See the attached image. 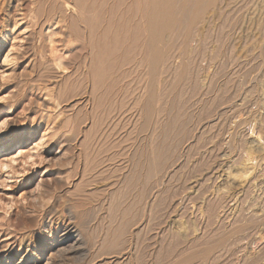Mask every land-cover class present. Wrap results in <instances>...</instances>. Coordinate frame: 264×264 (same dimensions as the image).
<instances>
[{
	"label": "rangeland",
	"instance_id": "obj_1",
	"mask_svg": "<svg viewBox=\"0 0 264 264\" xmlns=\"http://www.w3.org/2000/svg\"><path fill=\"white\" fill-rule=\"evenodd\" d=\"M32 1L0 0V65H4L0 69V121L8 120L5 132L0 133V148L6 146L10 139L16 141V145L4 157L16 160L13 164L22 173L15 181H8L12 182L8 183L11 185L18 183L14 191L9 192H13L20 202L12 205V209L0 206V264H18L21 258L25 264H180L184 258L199 254L209 247L217 249L211 252V259H205L207 264H264V102L261 98L264 91V26H261L264 22L261 20H264V0H242L241 3L247 4V9L243 11H247L249 6L250 12H244L243 15L241 12L239 17L242 15V18L237 21V29L236 26L231 28L234 30L226 28L230 32L226 31L223 36L218 34L219 30H214L219 23L220 11L210 10L205 18H209L211 23L208 32L214 30V33L207 34L204 31L206 28L201 27V33L209 36L206 41L210 40L206 42L200 56L198 54L193 58L195 62L192 61L189 67V78L181 81L185 71L170 76V85L174 84L176 90L164 102H176V97L183 94V101L178 98L182 103L177 101L176 105L180 103L181 107H185L173 106L176 112L171 108L170 114L179 115L188 107L189 131L174 148V151L177 150L176 156L168 167L158 172L160 175L153 174V186L148 190L150 194H146L147 198L140 206L137 217L136 212L134 215L132 212L130 214L133 216L129 214L130 217L124 220L128 224L127 236L119 245V248L125 246L124 249L116 251L123 252L119 257H108L103 250H99L106 232L104 230L109 225V204L113 198L118 199L120 196L113 195L116 187H108L111 180H107L77 188L85 163L79 149L84 136L81 129H85L82 122L87 119L85 111L74 115L75 110L74 114L66 111L61 113V108L48 111L42 108L40 102L32 103L36 96L41 98V102L55 96L63 101L64 109L75 103L82 107L80 102L87 99L90 91V79L86 77L85 70L93 57L101 56L103 51L92 47L90 33H82L85 23L77 15L75 23L69 20L66 24H57L55 19L41 21L45 16L53 18V7L50 4L34 6ZM225 1L229 3L230 0ZM235 1L241 0L230 2ZM71 3L76 4L73 0ZM111 6L110 0H104L94 7V12L107 21L112 13ZM123 7L125 9L126 5H122L120 10ZM114 20V25H121L117 18ZM64 26H67V30ZM3 32L6 33L2 36ZM67 32H72L73 37L68 38L66 35L65 38L63 34ZM51 40L55 41L53 46L57 49L56 54L71 53L72 57L67 61L68 70L64 73L56 74L45 63L51 55H55L51 52ZM175 48L174 51L178 50V45ZM127 50L123 47L119 53L110 55L105 59L104 66L121 59ZM8 55L9 62H6ZM52 74L60 78H53L55 76ZM162 85L158 88L160 97L165 93V89H161ZM185 92L191 101L188 106L184 100L187 99ZM158 113L157 117L162 116ZM71 118L78 119L83 128L71 122ZM158 120L165 123L162 117H158ZM121 122V133L118 131L112 137L124 140L120 148L130 146L133 142H142L145 133H136L132 122L126 118ZM43 137L45 149L41 154L47 158L45 164L39 163L38 159L35 160L38 166L33 167V161L29 165L25 164L26 155L34 152L32 149ZM48 150L50 153L47 154L45 151ZM60 153L64 159L57 162ZM122 169L119 173L124 180L131 169ZM24 170L27 173L23 176ZM7 171L3 174L0 172V177L7 179ZM167 171L169 177L166 176ZM42 179L45 180L43 189L37 193L34 189ZM1 182L0 190H5ZM85 195L87 200H84ZM5 200L8 202V198ZM69 212L75 219L90 221L88 226L92 230H89L92 237L83 233V245L78 253L68 250L69 243L50 245L62 234L60 225L55 223L51 228L50 221L60 215L68 216ZM238 229H241V233L235 235L233 231ZM9 238L12 240V256L6 251L10 248H7L9 244L4 243ZM1 243L5 244L2 248ZM205 262L196 260L188 264Z\"/></svg>",
	"mask_w": 264,
	"mask_h": 264
},
{
	"label": "bare ground",
	"instance_id": "obj_2",
	"mask_svg": "<svg viewBox=\"0 0 264 264\" xmlns=\"http://www.w3.org/2000/svg\"><path fill=\"white\" fill-rule=\"evenodd\" d=\"M73 1L76 4L72 5L71 0H33L32 5L36 6V5L50 4V6L53 7L52 15H51L53 16V18L49 19V16H45L42 17L41 21L49 22L52 19L53 20L55 19L57 21V24H66V22H68L69 20L72 23L73 22L75 23L76 21L75 19H77V17L81 18V20H83V23H85V27H84L85 31L83 32L81 31V32L83 34L86 33L88 34L89 32L90 44H92V47L102 49L103 51L102 55L93 57L91 64L88 67L85 66L87 67V69L85 70L86 77L90 79V91L87 94L88 97L86 96L87 99L85 98L86 100L83 99L84 101L80 102L83 104L82 107H80V105H77L78 103H75L74 105H68L67 107H65V109H64L63 101L56 99L55 96L51 97L49 101L42 100V102H41V98H38L39 96H36L33 99L34 101L32 100V103L40 102L39 104L43 106L42 108L43 109L46 108L48 111H55L58 110L59 108H61L62 110L61 113L66 111L67 113L71 112L72 114H74L76 111V114L74 115H79V113H81L80 111H85L87 119L85 122H82V124H85V129L84 130L81 129V132L84 134V136H83V141L81 142L82 145H80L81 148H79L81 149L80 150L81 153L80 152L79 153L82 155V157L84 156L85 163L83 164L84 168L82 169L81 175L79 176L80 183L78 184L77 188L79 189L83 188L84 184L90 185V183H95L97 181H107V180H111V183L108 187L111 188L116 187L115 191L113 189L114 191L113 195L115 197H118L119 195L120 196L118 199L113 198L112 199L113 201H111L109 204V208H108L110 213V214L108 213L109 220L108 218L107 219L103 218L104 220L105 219L108 220L109 225L104 230L106 232H104L105 234H103L104 235L103 240L101 239L102 243L100 242L101 246L99 247L101 249L99 250L100 251L103 250L104 251L103 253L107 256L108 255L118 256L119 254L122 256L123 252L121 254L120 252L121 250H119L120 253L116 251L122 248V247L119 248V245L121 241H123L124 236L125 237L127 236L126 227L128 224L126 225V223H124V220L126 219L127 216L130 217V215L132 214L134 215L135 212H136L135 217H137V213L140 211L141 208L140 206L143 204V201L147 198L145 196L148 193V190L150 189V187L153 186L152 185L153 174L158 172L161 173L163 171V168H165L169 164V162L176 156L175 152L177 150L174 151V148L178 146V142L182 141L180 139L183 138V136L187 135V132L189 131L190 120L188 114L190 113H188L187 110L188 107L184 109L185 111L182 109L184 115L183 113H180L179 115L170 114V109L173 108V106L177 107L178 106L176 105L178 103L177 101L182 100L181 96H183V94H181V96H178L179 95L178 93V95L177 94L176 95L178 96V98L180 97V100H178V98L176 97L177 99L176 102L173 103L166 102L167 99L169 100V98L173 95V93L176 90L175 89L176 87L173 88L174 84L170 85V81H169L171 80L170 76L173 75L172 73L182 74L185 71V73L181 77V81L182 80L186 81L189 78L188 71H190L189 67L192 64V61H194L193 58L196 57V55L198 54H199L198 56H200V53L204 50L206 42L208 43V41L210 40L209 38V40L206 41L209 36L205 34L211 28L210 19L209 18L206 19L207 14L210 10H212V12L213 10H215L216 12L218 10L220 11V12L218 11L220 13L219 23L216 26V28H214V30L215 31L219 30L218 34L223 36L227 31L226 28L230 30H234L231 28L233 27L235 28L238 19L242 18L244 12L247 11L248 13L250 12L249 11L250 7L248 6L247 11H243L244 9H247L246 7L247 4L241 3L243 2L242 0L235 2H230L233 1L230 0L229 3H226L225 0H110L112 3L111 7L113 9H112V13L110 14V18L107 19V21H105L104 19L100 18L101 15H98L97 12H94V7L96 5H99V3H103L104 0H73ZM248 1L250 0H247L246 2ZM239 4L241 5L244 4L245 6L240 7ZM122 5H126V8L124 9L123 7V9L120 10ZM18 6H17L18 8H21L20 5ZM241 12L242 15L241 17H239ZM75 15H77L76 18ZM86 15H88V17L90 15L93 16L92 18L91 16L88 18ZM114 18L118 19L119 23H121L120 26L114 25L115 23ZM261 20L264 21L263 19ZM104 21L106 22V25H104L105 23ZM213 26H215L214 23ZM261 26L262 27L264 26V22L263 24H261ZM201 27L203 29L206 28V30L204 29L205 33H201L200 31ZM64 28L65 30H67V26L66 27L64 26ZM5 30L7 29L5 28ZM220 31H222V34L220 33ZM6 32H3V34L1 33L2 36ZM211 32L210 33L208 32L207 34H212ZM72 34H73L72 32L70 33L67 32L66 34H63V36L65 38L67 37L71 38ZM54 44L55 41L51 40V48H52L51 52L55 55H51L49 60H45V63H47L48 66H50L51 68H53L56 74H59L60 72L64 73L68 70L69 63H67V61L71 59L72 57L71 53L70 55L67 54L68 52L56 54L55 50L57 49L53 46ZM176 45H178V50L174 51L177 48V47L175 48ZM123 47H126V49L128 50L121 57V59L105 67L104 66L105 59L108 58L110 55L113 56L119 53ZM177 60H179L180 62L178 61L179 62L178 63ZM6 62H9V55L6 57ZM129 66L130 68L125 69V67H129ZM3 67L4 65H0V69H2ZM32 67L34 68L35 65ZM158 70L161 73H158L159 72ZM56 74H52L55 76L53 78L59 77V75ZM160 85H162V87L165 85V88L161 87L162 90L165 89V91H163L165 92L164 95L163 94L161 95L162 97H160L159 96L160 94H158L159 93L158 88ZM185 94H187V92H185ZM173 98L175 99V97ZM186 98L187 99L184 98V100L186 101V104L188 106L189 105L188 103L191 102L190 99L188 98V94ZM261 98L264 102V91L262 92ZM164 100L166 101L164 102ZM182 101L180 102L182 103ZM163 103H167L166 106L163 105ZM179 106L181 107L180 103ZM184 107L185 105L182 106L181 108ZM181 108L179 109L181 110ZM174 109L175 108H173V110ZM158 112L162 114V116L159 115L158 117H162L163 121L165 120V123L161 122L162 120L159 122L157 117ZM123 118L124 120L126 118V120H128V122L130 123L132 122L131 126H133V129L137 131L136 132L134 130L136 133H139V131L145 133L144 139L142 138V142H137V143L133 142L132 145L130 146L128 145L125 148H120L119 146H122L123 139L120 138L121 139L120 140L117 136H116L117 138L114 137L115 139H112L115 133H117L118 131L121 133L120 128L122 123L121 121ZM5 121L7 122L8 120ZM72 121L76 124L78 123L80 125L79 128L82 127L81 122H78L79 121L78 119L76 120L74 118L72 120L71 118V122ZM151 127H153V129ZM73 134H75V132ZM15 142L14 141L12 142L10 139L6 146H1L0 148V158H1L0 172H2L3 174L5 170H8L9 172L7 171L8 172L7 175H12V177L10 178H8V176L6 175L7 179L2 178V176L0 177V180L2 181L1 182L2 185L4 184L5 186V190H0V206L2 207L8 206L11 209L13 208L12 205L14 204L16 205V202L18 200H16V197L13 195V192L11 193L9 191H14L15 184L18 183L16 182L14 185H11L8 183H12V182H8V181L9 179L16 180L18 178L17 176L19 174L22 175V173H20L17 170V167H15L13 164L16 162V160L5 159L4 155L13 149V147L16 145ZM37 145L35 148L32 149L35 153L30 152L26 155L25 161L27 162L29 161V163L25 162V164L29 165L30 161H33L32 166L33 167L34 165L38 166V163L35 161L36 159H38L37 161L39 163L45 164V160L47 158L44 157L43 154H41L43 152L42 150L45 149V146H43L45 145L44 137L38 141ZM109 145L112 146L110 147ZM45 152L48 154L50 153V150ZM79 153H78V157H79ZM59 156L61 157L55 160L57 162L59 161L62 162L63 161L62 159H64V155L60 153ZM77 159L79 160L80 157ZM23 166L25 167L24 164ZM121 168H123L122 170H124L125 168H127L126 170L131 169V171L129 170L130 173L126 176V178L123 177L124 180H122V178L120 177L119 172H121ZM26 171L25 170L23 171V176L24 174L27 173ZM166 176L169 177L170 173L169 172L166 173ZM171 176H173V174ZM44 181L45 180L41 182L40 180V182L37 183V186L34 189L37 193L42 191L41 189H43L42 185ZM79 189H77V192L79 191ZM21 196L24 197L23 195ZM86 196L87 195H85L84 200H87ZM7 198H8V202H6L5 200ZM65 198L67 199V197ZM104 204L105 202H103V205ZM144 205H146V203ZM77 207H79V204ZM89 222H87L84 219H75L71 212L68 213V216L60 215L55 220L52 219L49 223L50 227L52 228L53 224L55 223L58 226L60 225L62 234L57 240L56 239L53 240L50 243V245H58L59 243H64V244L69 243L70 246L68 250L71 253H78V250L82 249V245H83L82 241L84 238L83 233L86 232L90 236L92 235V233L90 232L92 230H90L88 226L90 224ZM95 228L97 229V227ZM233 232L235 235L240 234L241 229H238L236 231L234 230ZM10 241L12 240L9 238L7 239V242L4 243H7V245L9 244L7 248L9 246L10 248H8V250L6 249V251H8L9 255L12 256L13 252L11 251L12 245H10ZM4 243H1V248ZM122 243L125 244V242ZM42 244L44 243H41V245ZM124 247L122 249H124ZM214 249L215 248L213 247H209V249H205L204 251L202 250L199 254L189 256L186 259L184 258V261L181 260V263L188 264L196 260L197 261L202 260L203 262H205V259L212 257L210 254ZM105 251L108 253H106ZM212 255H214V253ZM2 261L3 260L1 259V262ZM18 264H25L24 259L21 258Z\"/></svg>",
	"mask_w": 264,
	"mask_h": 264
},
{
	"label": "snow or ice",
	"instance_id": "obj_3",
	"mask_svg": "<svg viewBox=\"0 0 264 264\" xmlns=\"http://www.w3.org/2000/svg\"><path fill=\"white\" fill-rule=\"evenodd\" d=\"M6 127H7V122L6 121H0V133H4L5 132L4 130Z\"/></svg>",
	"mask_w": 264,
	"mask_h": 264
}]
</instances>
